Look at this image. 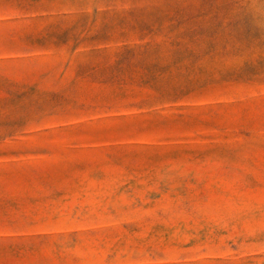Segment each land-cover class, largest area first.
I'll use <instances>...</instances> for the list:
<instances>
[{
    "label": "rangeland",
    "instance_id": "rangeland-1",
    "mask_svg": "<svg viewBox=\"0 0 264 264\" xmlns=\"http://www.w3.org/2000/svg\"><path fill=\"white\" fill-rule=\"evenodd\" d=\"M0 264H264V0H0Z\"/></svg>",
    "mask_w": 264,
    "mask_h": 264
}]
</instances>
